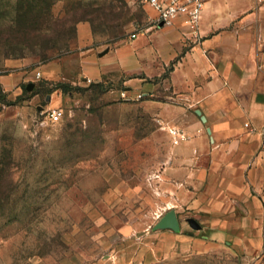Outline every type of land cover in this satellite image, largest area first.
<instances>
[{
  "label": "rangeland",
  "instance_id": "obj_1",
  "mask_svg": "<svg viewBox=\"0 0 264 264\" xmlns=\"http://www.w3.org/2000/svg\"><path fill=\"white\" fill-rule=\"evenodd\" d=\"M151 15L129 0H0V76L19 82L0 88V264H244L177 204L180 230L153 229L171 208L159 174L174 142L156 115L172 62L140 73L152 90H126L136 72L87 71Z\"/></svg>",
  "mask_w": 264,
  "mask_h": 264
},
{
  "label": "crops",
  "instance_id": "obj_2",
  "mask_svg": "<svg viewBox=\"0 0 264 264\" xmlns=\"http://www.w3.org/2000/svg\"><path fill=\"white\" fill-rule=\"evenodd\" d=\"M184 29L176 21L106 42L90 52L98 61L87 71L136 72L126 90H152L140 73L160 74L172 62L164 77L170 100L156 118L186 138L165 147L166 199L188 213L190 228L224 241L244 264H264V0H205L197 33ZM18 83L0 76L3 90Z\"/></svg>",
  "mask_w": 264,
  "mask_h": 264
},
{
  "label": "built area",
  "instance_id": "obj_3",
  "mask_svg": "<svg viewBox=\"0 0 264 264\" xmlns=\"http://www.w3.org/2000/svg\"><path fill=\"white\" fill-rule=\"evenodd\" d=\"M147 5L152 9L150 17L151 27H165L173 25L176 21H180L185 25L183 31H191L197 33L199 21L202 16L205 0H131ZM144 29H136L130 36L135 37L138 33H143ZM40 75V71L36 72V76ZM124 94V93H122ZM61 111L53 109L48 112L51 121L60 119ZM247 124V123H245ZM172 134L173 142L176 143L186 138V135L176 127L169 128Z\"/></svg>",
  "mask_w": 264,
  "mask_h": 264
},
{
  "label": "water",
  "instance_id": "obj_4",
  "mask_svg": "<svg viewBox=\"0 0 264 264\" xmlns=\"http://www.w3.org/2000/svg\"><path fill=\"white\" fill-rule=\"evenodd\" d=\"M32 86V83L28 84V88ZM190 223L197 227L195 220L190 218ZM159 228H170L174 231H178L180 229V223L179 219L176 213V210L174 208H169L168 210L163 213L158 221L153 225V229H159Z\"/></svg>",
  "mask_w": 264,
  "mask_h": 264
},
{
  "label": "trees",
  "instance_id": "obj_5",
  "mask_svg": "<svg viewBox=\"0 0 264 264\" xmlns=\"http://www.w3.org/2000/svg\"><path fill=\"white\" fill-rule=\"evenodd\" d=\"M57 87V86H56ZM59 88V87H58ZM62 89H63V87H62ZM67 90V89H66Z\"/></svg>",
  "mask_w": 264,
  "mask_h": 264
}]
</instances>
